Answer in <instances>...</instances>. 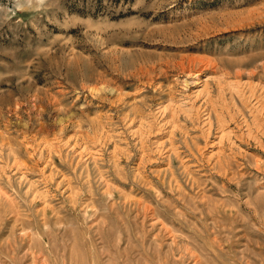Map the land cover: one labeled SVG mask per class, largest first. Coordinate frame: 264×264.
<instances>
[{"label":"rangeland","instance_id":"rangeland-1","mask_svg":"<svg viewBox=\"0 0 264 264\" xmlns=\"http://www.w3.org/2000/svg\"><path fill=\"white\" fill-rule=\"evenodd\" d=\"M0 264H264V0H0Z\"/></svg>","mask_w":264,"mask_h":264},{"label":"bare ground","instance_id":"bare-ground-1","mask_svg":"<svg viewBox=\"0 0 264 264\" xmlns=\"http://www.w3.org/2000/svg\"><path fill=\"white\" fill-rule=\"evenodd\" d=\"M16 245V244H15ZM13 249V248H12Z\"/></svg>","mask_w":264,"mask_h":264}]
</instances>
